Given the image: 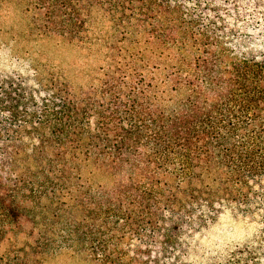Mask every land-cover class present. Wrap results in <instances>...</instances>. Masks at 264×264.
I'll list each match as a JSON object with an SVG mask.
<instances>
[{
	"label": "trees",
	"instance_id": "1",
	"mask_svg": "<svg viewBox=\"0 0 264 264\" xmlns=\"http://www.w3.org/2000/svg\"><path fill=\"white\" fill-rule=\"evenodd\" d=\"M27 1L107 65L88 90L47 82L37 109L0 84V264H186L225 209L264 219V47L246 30L264 0Z\"/></svg>",
	"mask_w": 264,
	"mask_h": 264
},
{
	"label": "rangeland",
	"instance_id": "2",
	"mask_svg": "<svg viewBox=\"0 0 264 264\" xmlns=\"http://www.w3.org/2000/svg\"><path fill=\"white\" fill-rule=\"evenodd\" d=\"M234 4V1H233ZM231 8V7H230ZM229 8V9H230ZM255 15L264 7H255ZM250 17V14L248 15ZM241 18V17H239ZM264 23V17L261 18ZM244 28V24H239ZM238 25L232 31H235ZM38 9L27 0H0V84L10 79L25 83L33 101H22L19 110L39 102V92L47 82L59 80L76 90H88L100 84L107 65L94 46L71 42L45 31ZM250 41L264 47V30L252 32L246 27ZM231 31V32H232ZM2 89H0V97ZM5 99V98H4ZM98 180H100L98 178ZM264 219L248 218L235 209H225L215 220L190 241L195 262L186 264H264ZM248 249L242 255L240 250ZM45 264H97L90 256L64 250L48 255Z\"/></svg>",
	"mask_w": 264,
	"mask_h": 264
}]
</instances>
